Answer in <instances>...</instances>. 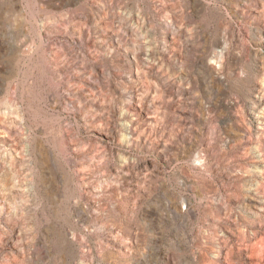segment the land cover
Listing matches in <instances>:
<instances>
[{"label": "rangeland", "instance_id": "1", "mask_svg": "<svg viewBox=\"0 0 264 264\" xmlns=\"http://www.w3.org/2000/svg\"><path fill=\"white\" fill-rule=\"evenodd\" d=\"M26 26L0 264H264V0H28Z\"/></svg>", "mask_w": 264, "mask_h": 264}, {"label": "bare ground", "instance_id": "2", "mask_svg": "<svg viewBox=\"0 0 264 264\" xmlns=\"http://www.w3.org/2000/svg\"><path fill=\"white\" fill-rule=\"evenodd\" d=\"M1 1H2L1 2L2 7H3V4H4L5 10L9 14L12 13V12H18L19 13V17H20V23H19V25H20V30H21V37H20V40L18 41V43L17 42H12V41L9 42L7 40H4L2 38V36H1V33H0V53L5 52V51H8L10 49L11 51H13V52H15V53H17L19 55V58L23 62V66H24V69H23V81H25V78H26V58H27V45H26L27 44V41H26V39H27V26H26V23H27V15H28V0H1ZM60 1L61 2L62 1L75 2L76 0H60ZM40 4H42V3H40ZM96 5H98V4L96 3ZM69 6H71V5H69ZM38 28H40V27H38ZM96 30H98V29H96ZM98 41L100 42V44H102L103 47H105L106 43H104L103 37L100 38ZM3 87H4V85H3ZM21 94H22V97H24V88L22 89V93ZM18 102L19 101L17 100L16 96L14 95L13 98L9 101V103L8 102H5V103H1L0 105H2V104H9V105H5V108H4V111L3 112L6 113V114H11L12 112L13 113L15 112L16 113V116L17 117H20V108L18 106ZM0 108H2V107L0 106ZM7 165H9V164H7ZM16 178L17 177L15 176V173H14V171L12 170V168L10 166H7V167H5L3 169V179L0 180V196L2 197V198L0 197V201H1L0 208H3L4 205L7 203V198L10 196L11 191L19 186V183L20 182H17L16 181ZM11 195H12V193H11ZM3 211H5V210H3Z\"/></svg>", "mask_w": 264, "mask_h": 264}]
</instances>
